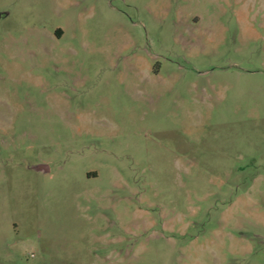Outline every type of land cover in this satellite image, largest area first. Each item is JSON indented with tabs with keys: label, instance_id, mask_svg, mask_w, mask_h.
<instances>
[{
	"label": "rangeland",
	"instance_id": "374dc122",
	"mask_svg": "<svg viewBox=\"0 0 264 264\" xmlns=\"http://www.w3.org/2000/svg\"><path fill=\"white\" fill-rule=\"evenodd\" d=\"M0 264H264V0H0Z\"/></svg>",
	"mask_w": 264,
	"mask_h": 264
},
{
	"label": "water",
	"instance_id": "95a60500",
	"mask_svg": "<svg viewBox=\"0 0 264 264\" xmlns=\"http://www.w3.org/2000/svg\"><path fill=\"white\" fill-rule=\"evenodd\" d=\"M34 169L37 171H46L47 170L45 166H35Z\"/></svg>",
	"mask_w": 264,
	"mask_h": 264
}]
</instances>
